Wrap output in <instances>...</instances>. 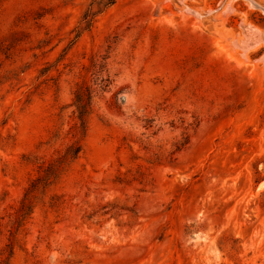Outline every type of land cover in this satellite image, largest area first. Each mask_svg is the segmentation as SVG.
I'll return each mask as SVG.
<instances>
[{"label": "rangeland", "instance_id": "374dc122", "mask_svg": "<svg viewBox=\"0 0 264 264\" xmlns=\"http://www.w3.org/2000/svg\"><path fill=\"white\" fill-rule=\"evenodd\" d=\"M97 1L0 0V264H264V0Z\"/></svg>", "mask_w": 264, "mask_h": 264}, {"label": "trees", "instance_id": "16d2710c", "mask_svg": "<svg viewBox=\"0 0 264 264\" xmlns=\"http://www.w3.org/2000/svg\"><path fill=\"white\" fill-rule=\"evenodd\" d=\"M116 0H98L96 3L91 4L89 10L83 17V27L81 30L77 33L75 39L80 37V35L88 31L92 28L95 18L104 12L107 8L115 4ZM75 106L77 108L78 112V119L81 121L82 128H85V125L87 123L86 117L90 114L91 106H92V92L89 90H84L83 88H79L75 93ZM82 151V148L80 146L78 147H70L65 152L64 156L62 157V164L68 160H75L80 152ZM54 166L49 167L45 171V177L39 178L35 182L31 184L30 189L36 190L38 188V184L42 183H48V181L57 173L56 169H53ZM27 196L26 194L25 202H23V206L21 209L22 218H26V216L30 215L32 213V206L27 202Z\"/></svg>", "mask_w": 264, "mask_h": 264}, {"label": "bare ground", "instance_id": "6f19581e", "mask_svg": "<svg viewBox=\"0 0 264 264\" xmlns=\"http://www.w3.org/2000/svg\"><path fill=\"white\" fill-rule=\"evenodd\" d=\"M257 39H259V38H257ZM259 41V40H258ZM260 45V44H259ZM249 49V48H248ZM264 186V185H263ZM263 186H261L262 188H263Z\"/></svg>", "mask_w": 264, "mask_h": 264}]
</instances>
